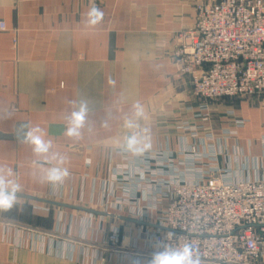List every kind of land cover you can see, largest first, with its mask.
<instances>
[{"label": "crops", "instance_id": "obj_1", "mask_svg": "<svg viewBox=\"0 0 264 264\" xmlns=\"http://www.w3.org/2000/svg\"><path fill=\"white\" fill-rule=\"evenodd\" d=\"M207 1L0 0V20L8 28L0 32V135L11 137L0 138V166L14 170L19 194L91 211L18 198L0 212V264H147L149 258L134 256L144 248L136 238L153 220L139 223L105 205L126 192L112 177L126 169L118 152L136 101L144 106L137 131L148 130L141 133L150 137L147 152L180 163L194 128L212 137L208 150L216 154L198 167L229 168L236 180L264 181V95L206 102L173 64L178 34L194 27L195 6ZM93 4L105 15L90 28L84 20ZM69 100H85L91 109L79 140L64 135ZM19 124L26 131L44 129L52 151L66 157L70 176L63 184L53 187L33 175V162L42 158L14 138ZM113 230L120 232L122 249L102 254Z\"/></svg>", "mask_w": 264, "mask_h": 264}, {"label": "built area", "instance_id": "obj_2", "mask_svg": "<svg viewBox=\"0 0 264 264\" xmlns=\"http://www.w3.org/2000/svg\"><path fill=\"white\" fill-rule=\"evenodd\" d=\"M195 10L194 27L177 36L172 56L177 75L190 78L193 94L206 101L262 96L264 0H208ZM6 31L0 20V32ZM189 133L192 142L176 165L157 152H118L126 169L112 178L121 180L126 192L105 205L154 224L139 230L136 242L144 248L134 256L150 259L157 245L176 248L188 241L203 264H264V181L236 180L229 168L198 167L216 160L208 150L212 137L203 138L194 128ZM120 237L113 230L100 252L122 249Z\"/></svg>", "mask_w": 264, "mask_h": 264}, {"label": "clouds", "instance_id": "obj_3", "mask_svg": "<svg viewBox=\"0 0 264 264\" xmlns=\"http://www.w3.org/2000/svg\"><path fill=\"white\" fill-rule=\"evenodd\" d=\"M104 12L94 4L85 14L84 24L86 27L95 28L104 20ZM110 84L115 81L109 80ZM69 110L65 113L64 135L70 139L79 140L82 137V129L85 127L89 113L91 111L87 101L69 100ZM131 117L125 119L124 127L130 131L129 135L124 137L121 150L131 153L135 156L143 155L151 148L150 137L142 135L147 133V129H140L139 120L144 116V106L140 101L131 105ZM27 127V126H24ZM23 143L31 146L33 154L42 158L34 161L38 165V171L33 175L41 182L55 187L63 184L70 176L69 169L63 167L66 157L58 152L52 151L53 141L46 138L44 129L39 126L31 127L24 132ZM55 161V164L52 162ZM44 164L52 165L43 168ZM21 192V184L16 178V173L11 167L0 166V212L10 211L18 200V194ZM159 250L152 253L147 264H203L201 254L194 250L193 245L185 241L176 248L157 245ZM134 264H144L140 259H135Z\"/></svg>", "mask_w": 264, "mask_h": 264}, {"label": "water", "instance_id": "obj_4", "mask_svg": "<svg viewBox=\"0 0 264 264\" xmlns=\"http://www.w3.org/2000/svg\"><path fill=\"white\" fill-rule=\"evenodd\" d=\"M24 124H19L17 126L16 129V133L14 138L16 140H22L24 132L26 131V127H24ZM0 138H11L10 136H3L0 135ZM18 198L19 199H25V200H30V201H34V202H39V203H43V204H47V205H53V206H61V207H69V208H74V209H78V210H83V211H87V212H91L89 210H85V209H79V208H75V207H71V206H67V205H63V204H59L53 201H48V200H44V199H39V198H34L31 196H27V195H23V194H18Z\"/></svg>", "mask_w": 264, "mask_h": 264}, {"label": "rangeland", "instance_id": "obj_5", "mask_svg": "<svg viewBox=\"0 0 264 264\" xmlns=\"http://www.w3.org/2000/svg\"><path fill=\"white\" fill-rule=\"evenodd\" d=\"M181 33H182V32H181ZM179 34H180V33H179ZM179 34H178V35H179ZM263 95H264V94H263ZM263 95H262V96H263ZM197 98H198V97H197ZM238 98H247V97H238ZM238 98H233V99H238ZM254 98H255V97H254ZM200 99H201V98H200ZM202 100H204V99H202ZM204 101H206V100H204ZM215 101H218V100H215ZM206 102H207V101H206Z\"/></svg>", "mask_w": 264, "mask_h": 264}]
</instances>
